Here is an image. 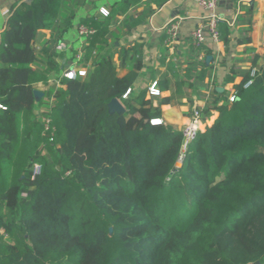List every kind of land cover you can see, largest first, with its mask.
Returning a JSON list of instances; mask_svg holds the SVG:
<instances>
[{"label": "trees", "instance_id": "obj_1", "mask_svg": "<svg viewBox=\"0 0 264 264\" xmlns=\"http://www.w3.org/2000/svg\"><path fill=\"white\" fill-rule=\"evenodd\" d=\"M142 1L79 20L94 32L82 46L89 68L76 78L59 77L56 46L84 0L11 5L0 34V264H264V63L234 84L233 101L222 94L199 107L204 127L182 153V129L150 120L187 89L157 81L161 90L173 82L175 94L154 105L147 88L132 90L142 60L125 66L135 48L116 44L154 12L119 19ZM229 33L220 21L225 46ZM205 69L204 60L196 77ZM112 98L123 113L109 112Z\"/></svg>", "mask_w": 264, "mask_h": 264}, {"label": "crops", "instance_id": "obj_2", "mask_svg": "<svg viewBox=\"0 0 264 264\" xmlns=\"http://www.w3.org/2000/svg\"><path fill=\"white\" fill-rule=\"evenodd\" d=\"M22 0H0V34L5 25L9 9L12 4ZM71 0H62V5ZM117 0H84L77 7L73 15L68 14L64 19L66 26L60 43L65 45L62 68L74 66V51L83 45L77 28L79 20L88 14H99L100 7H106ZM145 7H151L154 12L146 22L124 33L117 44L125 47H134L130 52L126 68L133 67L135 59L140 57L142 68L132 90L148 88L154 81L178 79L187 92L176 95L170 103L161 105L162 123L184 128L191 120L193 107H203L207 100L221 98L222 94L230 95L234 84L241 81L244 74L253 66L264 63V0H218V9L222 21L229 26V43L225 46L219 40L207 37L206 41L197 45L192 32L205 22L206 11L192 0H167L161 6L154 2L143 0L140 4L127 5L120 20L125 14L139 12ZM177 23V39L171 43L168 34V25ZM41 45H45L50 37V27L42 30ZM133 54V55H132ZM212 58L207 60L206 57ZM117 59V54H115ZM206 61L205 76L196 77L200 71L202 61ZM79 66L89 68L82 61ZM175 69V72L170 67ZM61 68V70H62ZM58 73L60 75L61 73ZM49 84L57 89L63 87L60 78H53ZM158 87V83H157ZM159 88V87H158ZM40 90L42 87L39 86ZM160 94L154 97V105L158 97L175 94L174 83L171 89H159ZM147 96L148 95L147 93ZM222 100H219L221 103ZM216 112L207 121L212 123ZM201 121V127H204Z\"/></svg>", "mask_w": 264, "mask_h": 264}, {"label": "built area", "instance_id": "obj_3", "mask_svg": "<svg viewBox=\"0 0 264 264\" xmlns=\"http://www.w3.org/2000/svg\"><path fill=\"white\" fill-rule=\"evenodd\" d=\"M196 4H198L200 7H202L206 11L205 15V22L201 25H198L192 32L193 39L197 45L202 44L204 41H206L207 37L211 38L212 40H219V22L222 21V16L218 9V0H192ZM99 14L106 16L108 14V11L106 7H100L98 10ZM168 34L171 38L170 42L174 43L176 41L177 37V23H170L167 27ZM77 32L79 37L82 39L83 45L86 42V38L94 32V29L87 28L84 25H78ZM82 45V46H83ZM65 49V45L62 43H59L56 46V50L63 51ZM82 47L77 50L74 54V66H68L66 68H62L61 73L59 75L60 78L67 77V78H76L78 76H84L86 74L87 68L79 66V64H82ZM257 68L253 67L250 69V77H253L256 74ZM251 82V79H248L245 83V86H247ZM131 91L130 88H128L123 95V97H126V95ZM148 95L150 96H157L160 94V90L157 87V81H154L148 88L147 91ZM236 91L233 89L230 95L228 96L229 101H233L235 97ZM47 101L51 102L53 98L46 99ZM48 112L49 110L44 107H40L38 110L39 118L43 121L45 130H48L51 125V117L48 115H42V112ZM151 123H161L162 119L155 118L150 120ZM201 126V117L199 112V107H193L192 113H191V120L189 123L182 128V153L186 150L188 144L191 140H193ZM35 168L38 169L37 166Z\"/></svg>", "mask_w": 264, "mask_h": 264}, {"label": "water", "instance_id": "obj_4", "mask_svg": "<svg viewBox=\"0 0 264 264\" xmlns=\"http://www.w3.org/2000/svg\"><path fill=\"white\" fill-rule=\"evenodd\" d=\"M117 44V42H116ZM212 58L211 55H208L206 57L207 60H210ZM34 97L36 101H39L42 96H43V91H41L40 89H34L33 91ZM108 110L109 112H118V113H123L125 111V108L123 106V104L119 101V99L117 98H112L109 103H108ZM255 264H259V262H255Z\"/></svg>", "mask_w": 264, "mask_h": 264}, {"label": "rangeland", "instance_id": "obj_5", "mask_svg": "<svg viewBox=\"0 0 264 264\" xmlns=\"http://www.w3.org/2000/svg\"><path fill=\"white\" fill-rule=\"evenodd\" d=\"M43 89H44V88H42V90H41V91H43ZM39 109H40V108H39ZM39 109H37V112H38V110H39Z\"/></svg>", "mask_w": 264, "mask_h": 264}]
</instances>
